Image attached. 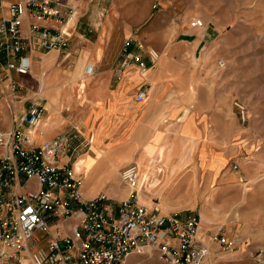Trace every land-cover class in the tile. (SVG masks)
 Segmentation results:
<instances>
[{"label": "crops", "instance_id": "1", "mask_svg": "<svg viewBox=\"0 0 264 264\" xmlns=\"http://www.w3.org/2000/svg\"><path fill=\"white\" fill-rule=\"evenodd\" d=\"M14 1L17 0H0V16H8V7ZM67 1L75 12L67 23L58 17L42 20L29 17L25 20L23 35L26 38L31 40L32 23H37L41 28H50L52 34L67 29L69 44L48 49L39 44V33L33 36L30 72L21 74L12 71L10 79L17 80L20 87L15 94L0 97V130L19 126L20 116L34 104L43 108L34 128L37 143L65 132H74L73 126H76L80 135L74 144L84 138L91 139L88 147L74 155L77 157L74 166L83 179L84 195L94 197L106 194L115 202L127 195L126 185L121 179L122 169L136 163L140 165L142 174L150 160L149 155L166 141L163 136H167L170 144L177 132L181 135L176 137L178 142H193L195 154L199 156L201 148H210L222 153L226 164L240 156L249 173H252L251 169L256 170L244 161L255 154L254 137L240 125V114L238 121L229 103L231 94L227 87L231 78L227 76L228 72L222 70L219 78L210 74L208 87L200 72L201 69L219 72L216 70V57L232 48L234 33L228 29L234 20L232 0H212V15H207L200 8L194 9L192 5L185 7L184 0ZM192 2L195 4L197 0ZM222 9L223 14L219 12ZM195 16L208 18L210 28L193 27L190 20ZM256 20L260 22V19ZM260 28H264L263 22H260ZM129 38L134 41L128 50L139 52L149 66L145 74L138 71V68L142 70L137 63L131 61L125 64L123 61L124 43ZM138 40L143 43V48L138 47ZM238 40L245 42L246 35ZM150 48L160 53L156 62L149 57ZM88 63L94 65L93 75L86 74ZM82 81L86 83L83 90ZM218 82L224 87H217ZM140 91L146 92L144 100L137 98ZM249 118L248 114L247 122ZM23 128H26L25 124ZM138 133L143 134L139 138L140 146L136 140ZM153 133H156L152 138L155 144L149 153L143 147ZM188 170L181 171L179 176L190 181L188 191L193 197L190 202L162 208L161 189L154 193L155 187L150 189L148 181L142 177L139 193L144 191L149 199L141 202L158 204L163 213L171 214L178 210H195L199 207L198 201H201L195 215L201 217L202 224L215 225L220 213L225 211L223 203L228 202L230 197L232 203H246L248 206L244 211L256 210L255 236L259 239L257 243H264V183L260 184L256 195L247 194L252 189L247 187L246 195L230 196L225 185L236 183L239 175L224 170V177L213 186L218 179L212 183L209 171ZM159 173L153 175L159 176ZM201 188L205 190L203 194L200 193ZM213 188L216 198L207 203L206 198L214 191ZM184 190L187 191L186 188ZM74 223L75 219L69 218L61 228L53 224L51 230L54 234H66ZM202 224L200 235L207 239ZM238 242L231 253L218 252L213 243L214 253L204 264H255V249L251 252L252 261L244 256L247 251L242 248L240 240ZM131 256L127 258L129 264L136 261Z\"/></svg>", "mask_w": 264, "mask_h": 264}, {"label": "built area", "instance_id": "2", "mask_svg": "<svg viewBox=\"0 0 264 264\" xmlns=\"http://www.w3.org/2000/svg\"><path fill=\"white\" fill-rule=\"evenodd\" d=\"M8 11V16H0V97L15 94L20 87L17 80L10 79L12 71L30 72L36 33L40 34L39 44L48 49L69 44L67 29L52 34L50 28L37 23H32L31 40L26 38L25 20L58 17L67 23L75 14L67 0H17ZM191 25L204 27L205 22L196 18ZM133 41H125L123 61L135 62L147 71L149 66L142 55L128 50ZM136 43L144 47L139 40ZM148 53L152 62L160 57L154 48ZM218 63L226 66L224 59ZM85 71L93 75L94 65L88 63ZM137 98L144 100L146 92L140 91ZM235 105L241 122L246 123V104L237 100ZM42 110L34 104L20 116L19 126L0 130V264H126L131 254L150 251L169 264H204L213 252V243L224 252L235 251L238 237L217 232L204 240L198 215L164 214L158 206L142 203V174L136 163L121 171L122 182L130 189L126 198L115 202L106 194L86 197L74 155L88 147L91 139L74 144L80 131L73 126L74 132L37 143L34 128ZM69 218L75 219L70 232H52L53 224L61 228ZM37 231L44 233L43 246H38L41 237H37ZM253 258L255 264H264V243L255 248Z\"/></svg>", "mask_w": 264, "mask_h": 264}, {"label": "rangeland", "instance_id": "3", "mask_svg": "<svg viewBox=\"0 0 264 264\" xmlns=\"http://www.w3.org/2000/svg\"><path fill=\"white\" fill-rule=\"evenodd\" d=\"M188 1L192 2V0H184L186 4L185 7L192 5L194 9L200 8L204 10L207 15L214 14L212 8L213 5L212 0H197V3L195 4H193V2L192 4H190L188 3ZM232 1L234 3V9L232 13L234 20L232 21V23L229 24L228 29L233 31L234 33V42L230 50H228L227 52H221V54L216 57V60L214 59L216 63H218L219 59H224L226 61L225 69H221V66L218 63L217 65L218 68L216 70L219 72L216 73L215 71L202 70V69L200 70V72L202 77H204V84L206 85V87H208L207 84L210 74L211 76L214 75L217 76V78H219L221 77L220 72L222 70H226L225 72H228L227 76L231 78V83L227 87V90L230 91L231 94L229 98L230 100L229 103L232 107L234 115L237 116L238 121H239L240 112H239V108L235 105V101L241 99L242 101H244V103L248 108V114L250 116L249 121L245 124H242L240 121L239 123L244 129L249 131V135L251 137H254L255 154L250 155L246 160L244 159V161H247L249 166H253L256 170L251 169L252 173H249L248 169H245L243 160L240 158V156L232 158L229 161V163L226 164L223 154L214 152L210 148H206L207 153L204 157L202 156L203 155L202 153L203 150L205 149L201 148L200 156L198 154H195L191 157H188L187 161L182 166L181 171L186 172L190 167L191 168L188 171L196 172L197 169H200L203 173L209 171L212 175V180H213L212 183L215 182L216 178L218 179L217 183L213 184V186H216L220 182L219 180L223 178L224 170L225 172L235 173L239 175L238 176L239 179L234 184L228 183L227 185H225L226 193H228L230 196L232 194H235V196L241 194V196H243L245 194L246 188L251 187L252 189L248 191L247 194L256 195V190H258L260 184L264 183V28H260V22L264 23V0H232ZM173 7H175V5H173ZM219 12L223 14V9L220 10ZM196 18H203L205 20L204 28L210 26L209 24L210 21L208 18L195 16L191 19V21L195 20ZM256 19H260L259 20L260 22H258V20ZM245 23L246 25H244ZM237 30L239 31L241 30L242 32L241 33L235 32ZM242 35H246V41L243 43H241L238 40V38ZM217 87H224V86L221 82L220 84L218 82ZM139 143L140 142L138 141V145L140 146ZM189 162L190 163L194 162V164L190 166ZM218 163H221L220 166ZM235 165H237L238 167L236 168ZM158 167L159 165H155L154 167L150 168V170L152 171V172L150 171L152 175H150V179L148 180L147 184L149 183L150 189L155 187L154 193L158 192V190L161 189L159 190L161 196L160 206L164 208L174 203L183 205L184 203L187 204L188 202H190L193 198L192 196L189 195L190 192L188 191L189 189L188 183L190 181L186 180L185 178H181L179 176L180 174H182L180 173L181 171H179L173 177V179L170 180L171 183L168 184V182L163 180V174L165 175L164 179H166V173L164 171L159 173ZM154 173L157 174L159 173L160 175L154 176L153 175ZM256 180L258 182H256ZM119 182H117V184ZM125 187L127 188V195H126L127 197L130 192V189L127 186ZM183 187L186 188L187 191H185ZM213 189L214 191L206 198L207 203L208 200L209 202H211L216 198V190L215 188ZM204 191L205 190H203V188L200 189V193L203 194ZM221 193L222 191L219 194ZM139 195H140V200L142 201H145V199H149L145 194V192L142 190H140ZM188 196L191 198H188ZM220 197L221 195L219 196V198ZM227 201L228 202L223 203L222 207L225 209V211L220 213L218 219L215 222V225H204L201 223L202 225H204L203 228L207 232L206 233L208 235L207 240H210V236L217 232L223 235H227L229 237L232 236L240 237L239 240L242 243L241 246H243L242 248H245L247 251L246 252L247 254L244 256L252 260L253 258L251 256V252L258 245L261 244V242L257 243L259 239H257L258 237L255 236L257 233V228H255L256 225L254 223L256 222L255 219L257 217L256 216L257 212L254 209L250 211H244L247 209L248 205L246 203L236 202L235 199H233V202L236 203H232L230 197ZM198 202H199L198 208H200L201 201ZM156 206H158L162 212L161 207L158 204H156ZM255 206L256 205L254 202V207ZM198 208L195 210L192 209L188 211L178 210L175 212H179L181 215L197 214ZM225 212L227 214L223 215V213ZM230 219H234V220H230ZM37 234L39 237H41V241L39 242L38 246L45 245L46 242L44 240V233L38 231ZM203 239L206 240V237H203ZM213 245L219 247V245H217L216 243H214ZM217 251L221 252L223 250L222 248L220 249L218 248ZM131 259L132 260L136 259V261L132 264H169L167 262H163L159 260L157 256L155 254H152L151 252L132 254ZM126 264H129L128 261Z\"/></svg>", "mask_w": 264, "mask_h": 264}, {"label": "bare ground", "instance_id": "4", "mask_svg": "<svg viewBox=\"0 0 264 264\" xmlns=\"http://www.w3.org/2000/svg\"><path fill=\"white\" fill-rule=\"evenodd\" d=\"M203 19V18H202ZM204 20V19H203ZM191 21V20H190ZM192 22V21H191ZM190 22V23H191ZM205 22V20H204ZM221 68H225L224 66H221ZM139 69V68H138ZM140 73L145 74L146 71H140ZM81 87L82 90L85 87L86 83L84 81L81 82ZM175 129V128H174ZM175 131V130H174ZM157 133V132H156ZM156 133L151 134V136H149V140L147 141V144L143 147V149L147 152H151L154 144H155V140H152V138L154 136H156ZM174 134V133H173ZM143 134L138 133L136 134V140L137 143L139 141L140 136H142ZM171 135V134H170ZM177 136H181L178 132L175 133V137L172 139V142L169 144L167 142V136L164 135L163 138L166 139V141L164 140V142L160 145H158V147L155 149V152L152 155H149V162H147V166L146 169L144 170V172L142 173V178L147 182L150 179V168L154 167L155 165H159L158 167V171L159 172H165L166 173V179H164L166 182H168V184L171 183V179H173V177L182 169V166L185 164V162L187 161L188 157H191L195 154V148H194V143L193 142H189V141H183V142H178L177 140ZM192 138V137H190ZM205 150H203V155L205 157L206 153H207V149L205 147H203ZM187 150V151H186ZM186 151V152H185ZM212 151V150H211ZM201 154V153H200ZM195 160V159H194ZM246 160V159H245ZM252 161V160H251ZM146 163V162H145ZM190 163V162H189ZM222 163V162H221ZM221 163H218L219 166ZM161 164V166H160ZM190 165V164H189ZM188 166V165H186ZM199 167V166H198ZM195 168V167H194ZM139 169L141 172V167L139 165ZM208 169V168H207ZM211 169V168H210ZM152 172V171H151ZM183 172V171H182ZM213 173V172H212ZM165 176V175H164ZM224 177V175H223ZM179 181V180H178ZM158 183V182H157ZM160 183V182H159ZM162 184V183H161ZM156 185V184H155ZM154 185V186H155ZM160 185V184H159ZM157 185V186H159ZM173 185V183H172ZM153 186V187H154ZM168 186V185H167ZM174 194V193H173ZM182 194V193H181ZM187 195V194H186ZM246 195V194H245ZM172 196V195H171ZM161 197V196H160ZM139 199H140V195H139ZM171 199V198H170ZM173 199V198H172ZM181 199V198H180ZM168 200V199H167ZM186 200V199H185ZM141 201V200H140ZM178 201V200H177ZM183 201V200H182ZM187 201V200H186ZM184 202V201H183ZM209 202V200H208ZM170 203V201H169ZM182 203V202H181ZM161 204V203H160ZM166 204V203H165ZM186 204V203H185ZM165 206V205H164ZM227 214V213H225ZM38 233V232H36ZM152 253V251H150Z\"/></svg>", "mask_w": 264, "mask_h": 264}]
</instances>
